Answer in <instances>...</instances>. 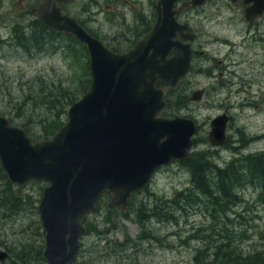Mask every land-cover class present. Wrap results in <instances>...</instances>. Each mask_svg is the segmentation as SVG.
Listing matches in <instances>:
<instances>
[{"label": "rangeland", "instance_id": "obj_1", "mask_svg": "<svg viewBox=\"0 0 264 264\" xmlns=\"http://www.w3.org/2000/svg\"><path fill=\"white\" fill-rule=\"evenodd\" d=\"M156 1L74 0L64 3L63 7L111 48L124 50L137 34L143 33L146 23L155 21ZM36 2L2 0L0 115L9 117L21 127H24L23 119L32 120L41 129V119L50 112L45 105L37 109L34 103L28 102L26 95L32 93L29 85L38 77L48 81L44 82L45 87L62 81L80 83L87 78V57L72 53L73 49L66 42L59 43L51 52L34 54L13 43L14 25L29 24L34 18L31 8ZM243 11L239 2L208 0L203 6L180 14L179 20L188 22L196 34L192 41L193 65L180 86L169 91L163 111L168 117L194 119L199 125L193 140L194 151L205 153L223 166L235 156L232 147L237 146V152L242 156L264 150V23L259 21L260 31L256 30L257 26L249 24ZM203 88L206 91L201 100H188L193 91ZM24 111V118L17 116ZM225 112L232 116L227 139L223 145L213 146L208 140L211 121ZM13 185L12 190L20 188L23 194L36 201L41 200L48 184L34 181L24 187ZM191 185L189 170L179 160L173 161L156 172L146 189L135 193V201L127 216L118 220L122 225L121 231L99 234L109 227L104 221L106 213L100 209L90 214L89 221L97 227L95 232H87L82 238L76 264H191L196 251L203 246L200 238L193 236L206 238L213 235L219 239L216 231L220 228H224L226 234L234 232L231 242L244 254L262 244L264 195L260 188L250 186L242 191L244 202L234 206L217 224L219 219L215 220L209 214L210 206L200 209L192 203L184 204L185 209H182V203L177 204L178 192ZM5 190L6 185L0 182V192ZM142 204L146 210L143 213L147 218L142 220L145 224L140 222ZM41 223L38 209L37 213L30 209L12 217L0 212V250L10 254L7 260L0 259V264H48L30 256L23 262H15L13 252L16 247L20 250L33 243L37 246L41 241L45 243V234L42 235L38 228ZM126 233L137 246L135 242L121 243ZM114 245L118 248L112 252Z\"/></svg>", "mask_w": 264, "mask_h": 264}, {"label": "water", "instance_id": "obj_2", "mask_svg": "<svg viewBox=\"0 0 264 264\" xmlns=\"http://www.w3.org/2000/svg\"><path fill=\"white\" fill-rule=\"evenodd\" d=\"M39 0L33 13L50 28L73 35L87 47L91 85L67 112V121L50 139L35 141L24 127L0 115V160L10 179L24 187L40 181L38 205L45 230L48 264H75L85 219L96 212L104 193L109 205L126 212L133 192L148 186L159 168L192 158L196 121L163 115L170 89H177L192 67L195 34L178 14L207 0H157L152 27L126 52L114 51L64 13L61 2ZM233 3L239 0H231ZM245 17L264 14V0H242ZM1 5V0H0ZM166 83L158 87V81ZM205 89L188 97L199 101ZM230 115L211 121L208 140L221 146ZM8 257L0 250V259Z\"/></svg>", "mask_w": 264, "mask_h": 264}, {"label": "trees", "instance_id": "obj_3", "mask_svg": "<svg viewBox=\"0 0 264 264\" xmlns=\"http://www.w3.org/2000/svg\"><path fill=\"white\" fill-rule=\"evenodd\" d=\"M34 16V15H33ZM80 22V21H79ZM154 20L145 24V33L153 24ZM82 24V22H80ZM83 25V24H82ZM92 35L98 37L96 34L88 30ZM142 34L136 36L131 44L126 49H120L112 47L116 52L127 51L134 43L136 39L141 37ZM14 39L13 42L17 47H20L27 51L29 54L34 53H47L51 52V49L56 50L59 43H64L73 49L72 53H75L78 57H87L86 79H82L80 83L74 81H62L59 84H48L46 87L43 85L44 81L41 77L33 84L29 85L28 102L34 103V107L41 108V105H45L49 115L44 116L41 119V129L32 121L23 119V126L34 140L50 139L67 121V112L70 106L78 101L89 89L91 85V73H90V57L87 47L84 43L79 41L76 37L65 32L57 31L50 28L44 21L34 16L30 20L29 24L23 26L21 24L14 25ZM89 62V65H88ZM42 84V85H40ZM76 85V86H73ZM165 85V82L160 81L158 86ZM36 92V93H35ZM22 108V105L20 106ZM164 115H166L164 113ZM17 116L25 117V111L18 113ZM235 150V156L232 157L225 165H219L218 162L213 161L210 156L205 153H198L193 150L192 158L187 161H180L184 165L191 175V187L184 190L181 189L178 192V198L175 200L181 202L180 207L185 209L184 204L192 203L198 208L206 209L210 206V216L220 221L221 217L226 216L228 211L233 210L234 206H238L244 202L242 197V191L247 187L253 186L260 188L264 195V150L258 153H250L242 156L237 152L238 147H232ZM0 182L6 185V190L0 192V212H4L5 216H19L25 213L27 210L37 213V203L32 197H29L22 193L20 188L13 189V183L9 180L7 173L0 163ZM138 192V191H137ZM135 192V193H137ZM132 196L131 206L135 201ZM109 194H103L100 203L97 207L98 210H103L106 213L104 217L105 223L109 224L104 232L100 231L99 234L105 233L106 235L112 231H121L122 225L119 219L127 216L118 208L109 206ZM235 203V204H234ZM30 209H27V208ZM158 207V206H157ZM178 207L179 209H181ZM145 207L142 204L140 207V213L142 217L140 222L145 224L142 220L144 218ZM104 213V214H105ZM111 215L114 217L112 218ZM86 227L88 233H93L96 230L97 225L92 224L89 219H86ZM43 231V224L38 226ZM224 228H220L216 231V235H219V239L210 237L201 238L198 235H194L193 238H200L203 242V246L198 248L195 256L192 258L191 264H264V230L260 232L262 244L259 247L250 251H245V254L234 247L232 244L233 231H228V234L224 233ZM234 233V232H233ZM151 234V233H149ZM125 234V241L127 244L135 242L132 238ZM146 236H144L145 238ZM45 238V237H44ZM107 238V236H106ZM115 244H119L116 242ZM137 246L136 242L134 243ZM26 246V245H25ZM118 248V245H114L112 252ZM45 243L41 241V244L37 246L35 243L31 244L29 248L13 249L16 260L22 262L26 260L27 256L31 258L35 257V260L46 261L44 256ZM243 250V249H242ZM41 262H39L40 264ZM34 264V263H32ZM38 264V262L36 263Z\"/></svg>", "mask_w": 264, "mask_h": 264}, {"label": "flooded vegetation", "instance_id": "obj_4", "mask_svg": "<svg viewBox=\"0 0 264 264\" xmlns=\"http://www.w3.org/2000/svg\"><path fill=\"white\" fill-rule=\"evenodd\" d=\"M184 2H186V0H184V1H180V4H179V6H181ZM239 2V4L240 5H242L243 6V8H244V10H245V7L246 6H244L243 4H242V1L241 0H239L238 1ZM237 2V3H238ZM1 3H2V0H1ZM185 11H188V10H184L183 12H185ZM182 12V13H183ZM182 13H179V16H180V14H182ZM263 21V23H264V14L261 16V17H259L258 19H256L255 21H253V22H251V21H249V24L250 25H254V26H257V29L256 30H258V31H260V28H259V21ZM248 21V20H247ZM250 29V28H249ZM192 31H193V28H192ZM255 31V30H254ZM194 32V31H193ZM195 36H196V34H195ZM258 36V35H257ZM193 53H194V49H193ZM220 64H223V61H221V63ZM205 91H206V89H205ZM231 116V115H230ZM231 119H232V116H231Z\"/></svg>", "mask_w": 264, "mask_h": 264}, {"label": "bare ground", "instance_id": "obj_5", "mask_svg": "<svg viewBox=\"0 0 264 264\" xmlns=\"http://www.w3.org/2000/svg\"><path fill=\"white\" fill-rule=\"evenodd\" d=\"M246 107V106H245ZM251 152V151H250ZM245 153V152H244ZM187 161V160H186ZM235 204V203H234ZM152 233V232H151ZM143 235V234H142Z\"/></svg>", "mask_w": 264, "mask_h": 264}]
</instances>
